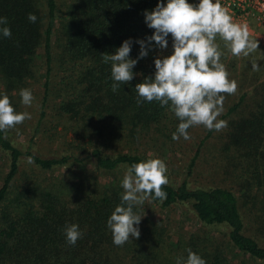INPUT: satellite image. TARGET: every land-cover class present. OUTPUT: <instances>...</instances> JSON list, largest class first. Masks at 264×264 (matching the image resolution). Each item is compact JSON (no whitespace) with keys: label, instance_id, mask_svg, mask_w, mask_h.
Wrapping results in <instances>:
<instances>
[{"label":"trees","instance_id":"16d2710c","mask_svg":"<svg viewBox=\"0 0 264 264\" xmlns=\"http://www.w3.org/2000/svg\"><path fill=\"white\" fill-rule=\"evenodd\" d=\"M160 2L166 5L167 0H0V17L7 18L11 30L10 38L0 34V95L10 96L35 77L41 46L44 68L38 122L45 116L43 105H50L58 115L72 119L75 131L82 136L86 132L91 143L88 149L48 155L29 145L19 147L6 131L0 132V151L6 160L0 174V264H176L178 257L187 259L188 249L206 264L264 263V243L256 239L257 235L264 238V79H256V74L252 80L257 82L253 88L257 96L247 110L226 119L220 146L235 188L189 187L182 178L163 187L167 193L163 202L150 198L161 206L187 203L201 226V231L190 232L173 247V257L167 255L169 247L154 227L138 225V239L114 245L107 220L124 194L115 177L99 182L93 175L77 174L41 181L21 169V161L27 162L29 156L35 161L28 163L29 169L37 173L89 165L96 174H107L149 159L132 146L113 154L100 148L98 139L107 124L133 142L146 135L172 138L180 121L170 107L155 101L138 105L135 89L145 77L154 76L155 58L172 54L171 34L167 49L151 42L148 55L133 69L134 79L116 92L112 91L111 63H104L101 55L114 54L130 39V58L136 59L140 52L136 41L147 42L154 32L145 23L144 13ZM188 2L198 4L199 0ZM30 13L36 15L35 23L29 21ZM53 60L64 72L56 85L49 80ZM51 91L60 99L50 102ZM245 95L242 91L219 119L235 112ZM211 131L198 142L188 167ZM71 224L83 233L75 245L67 243L65 234ZM205 227H216L221 238L209 235Z\"/></svg>","mask_w":264,"mask_h":264},{"label":"clouds","instance_id":"9594fccd","mask_svg":"<svg viewBox=\"0 0 264 264\" xmlns=\"http://www.w3.org/2000/svg\"><path fill=\"white\" fill-rule=\"evenodd\" d=\"M145 23L154 29L145 40L136 41L140 45L139 56L130 58L132 41L125 40L114 54H101L104 63H111L112 91H118L121 84H128L136 75L133 72L139 59L148 55L151 42L160 49H167V37L173 39L171 55L157 57L154 60L155 74L137 83V104L144 101L158 102L161 107L170 110L180 121L172 139H191L188 129L204 126L207 130L221 131L227 127V121L218 119L224 113L225 95L237 92L238 83L230 79V73L222 62L226 48L235 57H249L259 51V41L252 37L247 22L234 21L221 0H199L198 4L188 0H167L157 4L152 11H145ZM30 22L37 17L30 13ZM6 17H0V34L11 37ZM262 55V54H261ZM252 71H259L257 61L251 63ZM20 96L25 106H31L35 97L30 89H21ZM26 119L28 112H17L7 94L0 95V132L14 129ZM29 156L27 163H34ZM167 165L160 158H149L127 167L122 188L121 202L111 213L107 226L112 232L113 243L123 246L130 238L138 239V225L142 216L134 208L142 206L146 200L167 199L163 187L168 184ZM67 243L75 245L83 233L77 224L66 226ZM187 259L178 257L176 264H206L197 253L188 249Z\"/></svg>","mask_w":264,"mask_h":264},{"label":"rangeland","instance_id":"374dc122","mask_svg":"<svg viewBox=\"0 0 264 264\" xmlns=\"http://www.w3.org/2000/svg\"><path fill=\"white\" fill-rule=\"evenodd\" d=\"M41 4V3H40ZM221 4L226 7L232 15L234 21L239 23L247 22L252 37L259 41V51L251 54L249 57H235L226 48L221 47L225 53V65L230 73V79H235L238 83L237 92L233 95L223 94L226 99L224 102V111L227 106L237 101L240 93H246L245 99L238 106L237 110L232 114L224 117H234L238 113L247 110L252 100L257 96L253 92V88L257 82H254L253 76L256 74V79H264V17L254 13L255 9H235L231 4H227L226 0H221ZM62 12H57L61 16ZM65 16L62 14L61 18ZM260 17H263L260 18ZM54 49L52 52L54 54ZM262 54V55H261ZM43 51L37 49L36 55V70L35 77L28 79L22 86L11 92L9 98L12 106L17 112H28L31 119H26L22 124L17 125L16 128L6 131L12 143L25 147L29 145L32 149L44 154H54L60 152L76 151L77 147L88 149L91 143L87 142L86 132L82 136L75 131V124L72 119L58 115L50 105L48 108L43 105L45 116L39 120L40 116V92L42 91L41 82L43 80L44 68ZM257 61L261 66L259 71H252L251 63ZM64 77V72L56 68L55 61H52L51 76H49L50 85L58 84L60 79ZM30 89L35 97L31 106H25L22 103L20 96L21 89ZM49 101L53 102L60 98L54 91L49 93ZM219 119V117H218ZM38 129V130H37ZM74 129V130H73ZM207 129L204 126H194L188 129L191 139L185 140L181 137L179 140H173L167 137H153L150 135L139 138L137 142L130 141L126 135L121 133H114V126L107 124L102 131L101 137L98 139L100 148L107 153H115L117 151L125 150L128 146H132L137 152L144 153L148 158H160L167 165V176L169 183L175 185L182 178H185L189 187H209V186H227L235 188L230 182L231 175L227 173V166L225 154L220 151L221 141L225 128L221 131L212 130L210 134L199 143V149L193 164L188 167V160L194 153L198 142L203 137ZM166 135L170 133L166 131ZM4 159V160H3ZM5 158L0 151V174L5 170ZM21 169L24 167L25 171L33 177L41 181L56 180L59 177H75L79 174L84 178L93 175L99 182L113 179L115 177L119 183L122 184V179L125 173V168L112 173L98 172L96 174L91 170V166H72V167H58L52 170H46L42 173H37L29 169V164L26 161H21ZM38 174V175H37ZM124 190V189H123ZM137 213L142 216L140 226L154 227L162 233V238L166 246L169 247L170 257H173L175 252L174 246L179 241H182L192 231H201L199 221L195 217L192 209L187 203L175 202L167 206H161L159 202L151 199L146 200L142 206L137 207ZM246 220V226H249V221ZM205 231L210 230L209 235L216 238H221V233L216 230V227H205ZM252 229L246 228L247 233H251ZM259 243H264V238L256 237ZM174 244V245H173ZM173 245V246H171ZM174 247V248H173ZM253 264H264L263 262H256Z\"/></svg>","mask_w":264,"mask_h":264},{"label":"built area","instance_id":"2783aa9c","mask_svg":"<svg viewBox=\"0 0 264 264\" xmlns=\"http://www.w3.org/2000/svg\"><path fill=\"white\" fill-rule=\"evenodd\" d=\"M227 4L238 9H244V7L249 9H255L254 13L257 15H262L264 17V0H226ZM263 17H260L263 19Z\"/></svg>","mask_w":264,"mask_h":264}]
</instances>
